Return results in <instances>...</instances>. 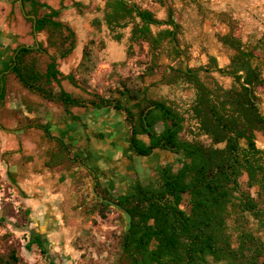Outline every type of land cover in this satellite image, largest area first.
<instances>
[{"label": "trees", "instance_id": "trees-1", "mask_svg": "<svg viewBox=\"0 0 264 264\" xmlns=\"http://www.w3.org/2000/svg\"><path fill=\"white\" fill-rule=\"evenodd\" d=\"M19 1L25 14L34 15L23 16L29 21L30 32L33 34L35 24L36 32L45 33V44L14 49L9 69L16 80L42 102L66 114L74 107L119 111L127 126L131 153L145 157L160 150L178 161L176 167L168 161L159 162L148 181L136 178L124 193L115 196L111 188L95 180L88 210L105 217L111 204L102 199H107L131 217L128 230L124 229L119 239V264H264V239L250 225L252 218L258 227H264V149L255 142L257 132L264 136V114L258 110L260 95L264 97V60L259 53L264 50V40L245 43L233 29L218 34V41L231 51L228 63L218 67L216 59L209 56L206 64L187 66L185 71L180 56L188 55L180 48L179 37L183 25L172 0H154L164 10L162 17L135 0H105L102 16L92 18L91 24L96 28L104 24L117 41L122 37L120 30L130 26L128 48L146 44L148 60L141 62L144 70L135 78H123L105 93L92 92L86 89L85 76L95 64L92 39L83 45L73 72L65 74L58 69V59L66 58L76 47V32L61 19L64 0H59L58 8L41 0H15ZM71 5L79 13L87 8L79 0ZM41 52L46 59L35 57ZM162 53L174 61L168 70L159 63ZM242 70L245 75L241 79ZM213 71L231 76L232 85L224 88L211 78ZM147 76L151 80L145 84ZM65 80L86 96L67 90L62 84ZM181 82L194 90L188 114L173 100L150 94L151 87ZM4 87L2 79L0 99ZM188 121L199 131L191 135L189 129L192 138H183ZM20 125V129L37 128L54 142L46 151L45 166L67 170L77 164L88 166L80 154L72 152L70 144L51 133L49 122L27 119ZM200 136L208 137L210 145L205 146ZM220 143L223 145L218 146ZM242 175H246L243 182ZM253 187L256 196L251 195ZM33 243L48 253L40 232L31 231L26 247ZM18 262L15 249L0 254V264ZM49 264L57 263L51 260Z\"/></svg>", "mask_w": 264, "mask_h": 264}, {"label": "rangeland", "instance_id": "rangeland-1", "mask_svg": "<svg viewBox=\"0 0 264 264\" xmlns=\"http://www.w3.org/2000/svg\"><path fill=\"white\" fill-rule=\"evenodd\" d=\"M41 1L59 7V0ZM72 1H63L65 8L62 10L61 19L76 32V47L66 58L58 59V69L65 74L73 72L81 60L83 45L92 39L94 41L92 57L95 64L93 70L85 75L87 91L105 93L108 89L118 85L121 79L135 78L137 74L143 72L144 65L141 62L148 60L146 44L142 47L135 44L131 50L128 48L130 26L120 30L122 37L117 41L104 24L97 28L91 24L92 18L102 16L100 9L105 0H79L87 6L82 13L72 7ZM135 1L154 11L159 17L164 15L163 8L154 0ZM172 1L178 9L183 25L179 37L180 48L184 49L188 55V57L185 55L186 66H202L208 62L209 56H213L218 67H224L228 63L231 51L218 41L217 35L225 34L232 29L245 43H252L257 39L264 40V0ZM10 7L13 8L12 13L9 12ZM22 14L15 0H0V26L12 30L17 43L33 45L37 41L44 45L45 33L37 32L33 36L30 32L29 21L24 19L23 12ZM127 51L131 53L127 54ZM259 53L262 54L264 60V50ZM35 57L40 60L47 58L43 52L36 53ZM180 58L182 60V56ZM159 63L162 68L168 70L174 61L162 53ZM262 72L264 75V66ZM210 76L224 88H228L233 83V78L221 71H213ZM150 80L151 78L147 76L142 82L148 84ZM62 84L67 90L86 96L79 88L69 84L66 80ZM5 91V106L0 109V118H19L20 123L26 122L22 110L16 109L22 102L31 113V119L41 123L46 121L47 111L44 108L51 114L59 112L63 114L61 108L42 102L33 93L22 95L17 81L14 84L8 81ZM149 91L153 96L173 100L182 112L187 114L191 112L190 103L194 98V90L186 83L159 84L151 87ZM260 96L262 101L258 105L264 114V97L262 94ZM8 105L15 106L16 111L11 110ZM75 110L81 112L82 109ZM101 112L105 113L104 115L111 112L113 118L119 120L116 124L122 133L119 139H124L123 137L127 136V129L123 114L109 108L102 109ZM95 120L98 121L97 118ZM188 122L181 133L183 138H192L190 134L194 135L199 131V127ZM189 129H191L190 134ZM25 133L24 137L19 136L18 144V136L11 137L13 139L0 138V254H6L10 249H15L19 258L18 264H49L51 260L57 264H119V239L125 227L123 213L114 205H110L105 217H100L96 212L88 210L93 200L91 194L93 183L87 172H85L87 178L85 180L82 175L78 178L73 175L69 176L68 183H62L60 180L52 192L64 195L63 197L58 195L53 207L45 204L35 207L26 203L29 194L16 185V172L9 171L10 164L16 160L13 153L18 152V161H24L28 156L31 158L43 156L47 149L54 147V142L46 139L42 131L36 128L28 129ZM51 133L58 136L55 130H51ZM256 134V145L264 149V136L259 132ZM95 136L97 139V133ZM200 139H203L205 146L210 145L208 137L206 139L200 136ZM72 140L70 145L74 153L80 148V144ZM121 140L118 141L120 151L113 160L119 159L117 161L119 162L118 170L125 171L129 182L128 184L127 182L116 184L118 179L114 178L115 182L111 181L105 185L106 189L111 188L110 192L114 196L124 193L136 178L144 182L148 181L153 177L159 162H171L173 167L178 165V161L174 160V155L160 150H154L149 156H137L131 153L126 142ZM124 140L127 141V138ZM18 145L21 148L14 149ZM222 145L218 144V146ZM89 159L86 156V160L90 161ZM89 166L93 170L97 169L94 162ZM105 167L108 168L107 165ZM53 170L63 169L54 168ZM245 179L246 175L240 177L241 182ZM250 192L251 195L256 196V187L251 188ZM250 225L264 239V227H258L256 220L252 218H250ZM46 228H48V233L45 232L44 241L48 247V253H44L35 243L30 248L26 247L31 231L44 232Z\"/></svg>", "mask_w": 264, "mask_h": 264}, {"label": "crops", "instance_id": "crops-1", "mask_svg": "<svg viewBox=\"0 0 264 264\" xmlns=\"http://www.w3.org/2000/svg\"><path fill=\"white\" fill-rule=\"evenodd\" d=\"M18 7L20 8L19 4ZM11 9L13 10L12 7H10V10ZM20 12L22 14L21 9ZM32 35L35 36L34 33ZM18 45L28 44L17 43L15 41L14 32L10 29L0 26V70L8 68V65L10 63V57L11 55L12 57H14V49ZM10 72L11 71L8 70L6 72H0V74L4 76L3 81L5 82V94L3 99H0V109H3L5 106V88L7 86L8 81L12 82L13 84L17 81L14 75H12ZM19 86L22 90V95H28V93H31L20 83ZM24 104V102L20 103L16 107V109L22 110L23 118L25 117L26 120L31 119V113L28 111V109H26L27 106ZM51 105L55 107V105ZM8 107L11 110L16 111L15 106L8 105ZM75 109L82 110L81 112H79L80 110L78 111ZM44 110L47 111L45 122H49L50 129L55 130L56 133H58L56 134L58 135V137L62 138L63 141L67 142L68 144H70L72 139L78 142V144H80V148L78 150H75L74 153L80 154L84 158V161L88 165V168L84 167L83 165L77 164L74 165L70 170L63 169L60 171H55L45 166V161H47L48 158L46 154H43V156H33L32 158L31 156H28L26 157V160L18 161V152H14L13 157L16 160L10 164L9 171L12 170L14 173L16 172V185L19 188L21 187V189H23L29 194L28 198L26 199V203L35 207L40 206L41 204L53 207L55 204V199L59 196L63 197L64 195L62 193L52 192V190H54V188L58 186L57 184H59L60 180H62V183H68V180L70 179L69 176H71L72 173L73 176H75L76 178L82 175L84 177L83 180H85L87 179L85 177V172H87V169L92 170V174H89V178L91 179L93 185L95 183V180H97L102 187H105V185H107L109 182H115L114 178L118 179V182H116V184H122L124 182H127L128 184L129 180L125 176V171L122 172L118 170L119 162L117 161L119 159L113 160L117 157V154L120 151L118 141L121 140L119 138L122 133L121 129H119L116 125L119 123V120L113 118V114H111V112H107V115H104L105 113L101 112L102 109L96 110L90 107H74L71 109V114H66L64 111H62V109L61 111L63 112V114L60 112L58 114H51V112L46 110V108H44ZM88 111H90V113ZM72 115H76L78 116V118L73 119ZM96 118L98 119V121L95 120ZM19 123V118H0V138L10 139L11 137L18 136V144L19 136L24 137L26 134V130L34 128L31 127L20 129L21 125H18ZM95 133H97L98 135L97 139ZM123 138H127V141H125L124 139H122L121 141L126 142L128 146V134L126 137ZM20 148L21 146L18 145L17 148L15 146L14 149L19 150ZM85 154L90 158V161L86 160V156H84ZM110 160H112V162ZM92 162L96 163L97 169L93 170L89 166V164H92ZM106 164H108L107 169L105 168ZM112 165L114 167V170H111ZM107 170L109 172H107ZM94 176L96 177V179L94 178ZM49 221H51V219H49ZM43 231L44 232L41 231L40 233L45 236V232L48 233V228Z\"/></svg>", "mask_w": 264, "mask_h": 264}, {"label": "water", "instance_id": "water-1", "mask_svg": "<svg viewBox=\"0 0 264 264\" xmlns=\"http://www.w3.org/2000/svg\"><path fill=\"white\" fill-rule=\"evenodd\" d=\"M19 6H20V8H21V11L24 13V10H23V8H22V4H21V2L19 1ZM24 16L26 17V18H28L29 16H31L32 18H34V15H28V14H25L24 13ZM33 33H34V35H36V31H35V24H33ZM36 46H38V42H36ZM182 56V67H183V69L186 71L187 70V66H186V57H185V55L184 54H182L181 55ZM241 79L244 77V75H245V72L242 70L241 72ZM258 110H259V113L261 114V115H263V112H262V108L260 107V106H258ZM100 199H102L101 197H100ZM102 200H104V201H106V202H109L111 205H114V206H117L115 203H113L112 201H110V200H107V199H102ZM122 213H123V215H124V219H125V227H124V229L125 230H128V228H129V226H130V223H131V217H130V215H129V213L127 212V211H122Z\"/></svg>", "mask_w": 264, "mask_h": 264}, {"label": "flooded vegetation", "instance_id": "flooded-vegetation-1", "mask_svg": "<svg viewBox=\"0 0 264 264\" xmlns=\"http://www.w3.org/2000/svg\"><path fill=\"white\" fill-rule=\"evenodd\" d=\"M12 60H13V57H12V55H11L10 60H9L10 63H9V65H8V68H6V69H2V70H0V72H6L7 70L10 71L9 68H10V66H11ZM3 77H4V76H3L2 74H0V85H1V83H2V79H3ZM111 162H112V161H111ZM106 165H108V164H106ZM111 167H112L111 170H114V169H113V168H114L113 165H112ZM105 168H107V167H105ZM109 170H110V168H109ZM107 172H109V171L107 170ZM107 172H106V173H107ZM206 264H212V263L208 262V263H206ZM215 264H218V263H215Z\"/></svg>", "mask_w": 264, "mask_h": 264}]
</instances>
